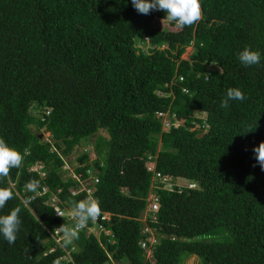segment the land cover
<instances>
[{"label": "trees", "instance_id": "16d2710c", "mask_svg": "<svg viewBox=\"0 0 264 264\" xmlns=\"http://www.w3.org/2000/svg\"><path fill=\"white\" fill-rule=\"evenodd\" d=\"M201 4L198 23L163 30V11L140 14L132 0H0V138L24 156L0 184L15 186L0 215L21 208L15 243L0 234V264H71L59 260L66 252L75 264H264V171L253 152L264 141V0ZM245 48L259 65L240 62ZM228 88L246 98L222 108ZM92 137L96 159L80 155L77 173L98 171L87 188L101 215L62 248L54 230L74 223L72 202L88 195L81 175L63 172L65 158ZM37 163L46 178L30 171ZM150 194L159 208L144 219ZM56 206L69 212L56 217ZM92 228L111 230L103 247ZM153 236L155 263L143 248Z\"/></svg>", "mask_w": 264, "mask_h": 264}, {"label": "clouds", "instance_id": "9594fccd", "mask_svg": "<svg viewBox=\"0 0 264 264\" xmlns=\"http://www.w3.org/2000/svg\"><path fill=\"white\" fill-rule=\"evenodd\" d=\"M132 5L138 13L144 15L149 14L150 11L152 10L163 11L166 15L162 19V22L166 20L169 23L174 22L175 26L179 29H183L186 26H192L193 24L198 23L203 16L201 0H132ZM190 48L192 49V47ZM192 51L193 49L188 54V56L192 53ZM182 58L188 59L184 57ZM239 60L245 66L259 65L261 62V54L259 51H254L251 50L250 48H245L242 52L239 53ZM180 81H183V78H180ZM184 92L187 93L188 91L184 90ZM245 98L246 97L244 93L239 88H228L226 97L221 101L220 106L222 108H228L230 101L232 100L243 101ZM249 132H253V130H248L242 135H245ZM49 137H51L50 134ZM45 143L50 144V139L46 140ZM86 152H88V150L81 153L80 155ZM253 152L255 154V160L257 164H259L261 170L264 171V141L260 142L258 146L254 147ZM74 154L75 152H73L71 157H73ZM80 155H78L73 159H70L69 158L70 156L65 158V165L63 167V172L67 171L71 177L76 179H77L76 176L81 175L77 173V169L80 167L83 168L85 167V165L81 164L78 161ZM89 157L91 160L96 159V157L95 159H92L90 155ZM23 160H24V156L19 150H17L15 147L9 146L3 138H0V184H3L5 179L9 177L12 169L19 168L22 165ZM150 160H154L153 157ZM154 161L156 162V160ZM147 164L151 170L154 168V163L149 162ZM253 167H255V165H253ZM89 170L92 172V174L88 173ZM30 171L35 172L42 179L46 178V172L44 171V167L42 166V164L37 163L34 167L30 169ZM93 171L94 170L92 168L87 169V171L85 172L88 178L87 180H90L92 175H93L92 177L93 179L97 178L99 180V177L97 176L98 171H96L95 173H93ZM86 175L82 174L81 176L86 177ZM157 178L159 179L158 174H157ZM98 183L99 181L95 184ZM39 184L40 181L38 179H31L28 182H26L25 189L28 192L35 193L38 190ZM162 184L166 185V187L168 188L173 187L171 181H169L168 184L165 183ZM79 187L81 188L82 192L85 190L87 191V189H85V187L81 182L79 184ZM92 189L93 192H95L96 187L94 186L90 190ZM14 191H15V186L12 183H8L7 186H0V209H3L6 203L14 198ZM46 192L47 189L45 188L43 194H45ZM58 192L59 194H61V190H59ZM73 194H76V191ZM55 196L59 197V195H53L50 197L49 200H52ZM148 201L150 203L148 208L149 211L146 212L145 216H148L149 214L152 213H156L158 211L157 210L156 212H152L151 205L154 203V201H152L151 199L150 200L148 199ZM29 203L30 200H26L25 206H27V204ZM101 211L102 210L99 201L94 197V195L91 192L87 195L85 199H81L79 201H73L72 208L70 211V216L74 221V223L72 225H68L64 223L55 229L56 231L62 234V240L64 245H69L73 242V240L78 239L80 231L83 230L88 225V222L90 220L91 221L97 220L101 215ZM20 212H21V208L17 206L14 207L9 214L0 215V234L3 235L4 239L9 244H14L17 239V233L20 230V226H21V219L19 215ZM66 212L69 211L67 210ZM55 213L60 217L64 216L63 211L57 210ZM102 232H104L106 235H109L111 233V230L106 228H101L100 231H97L95 230V228H92L89 231L90 235H93V233L96 235V237L98 238V242L103 247L100 241V235L102 234ZM154 239L155 242L151 243L152 244L151 249L147 248L143 244V248L146 249L145 256L147 260L151 259L152 263L156 262V260H154V251L159 242L157 237H154ZM112 243L114 244L115 241L112 240ZM52 252L53 250L51 251V253ZM65 257L66 254H64L63 257H61L59 260H63ZM57 264H59V262H57ZM71 264H75L74 259L73 262H71Z\"/></svg>", "mask_w": 264, "mask_h": 264}, {"label": "built area", "instance_id": "2783aa9c", "mask_svg": "<svg viewBox=\"0 0 264 264\" xmlns=\"http://www.w3.org/2000/svg\"><path fill=\"white\" fill-rule=\"evenodd\" d=\"M158 115H159V117H162V118H163V122H164V124L166 125V127H168V126L170 125V118L168 117V114L158 113ZM88 173H89V174H92V172H91L90 170L88 171ZM92 177H93V175L91 176L90 180L92 179V180L94 181V183H97V182L99 181L97 178H94V179H93ZM158 177H159V179H160V182L165 183V184H168V183H169V181H168L165 177L160 176V174H158ZM80 180H82L81 183L83 184V186L86 187V189H87V193L89 194V193L91 192V193L93 194V189L90 190L91 188H90V189L87 188V186H88L89 183H90V180L84 179L83 176H80ZM59 199H60V198H59L58 196H55V197L52 199L53 204H55ZM151 207H152V208H151V211H152V212H156V211L158 210L159 205H158V203H157V200L154 201V203L151 205ZM57 210L63 211L64 216L66 215V211H64L62 208L56 206V207H55V211H57ZM55 215H56V217H60V216L57 215V214H55ZM69 215H70V213H69ZM64 216H63V217H64ZM70 217H71V216H70ZM104 218H107V219L109 220V215H105ZM95 222H97V221H95ZM147 230H148V229H146L145 231L147 232ZM54 231H55V232L53 233V237L55 238L56 242H57L62 248H64V246L62 245V241H63V240H62V234L59 233V232L56 231V230H54ZM151 240H152L151 243H154V242H155L154 237H152ZM144 246H145V244H144ZM64 259L67 260V262H69V263L73 262V258H72V256H71V253H70V252H66V257H65Z\"/></svg>", "mask_w": 264, "mask_h": 264}, {"label": "rangeland", "instance_id": "374dc122", "mask_svg": "<svg viewBox=\"0 0 264 264\" xmlns=\"http://www.w3.org/2000/svg\"><path fill=\"white\" fill-rule=\"evenodd\" d=\"M157 28H161L163 30H169V29H172V27L170 26V23L166 20V21H163L162 20H156L155 21V24H154ZM191 48H189L187 50V52L183 55L184 58H188V54L191 52ZM42 138L44 139V141L46 140H51V138L49 137V134L48 133H45L44 135H42ZM94 140H95V137H92V138H89L85 141H83L82 145L77 147L75 149V154L73 157H69L70 159H73L75 157H77L78 155H80L81 153L85 152L86 150H88V153L89 155L91 156L92 159H95L96 155L94 154V151H93V146H94ZM152 198V194L149 195V200ZM146 216H144V219H145ZM185 264H201L200 260L195 258V257H192V258H189Z\"/></svg>", "mask_w": 264, "mask_h": 264}]
</instances>
